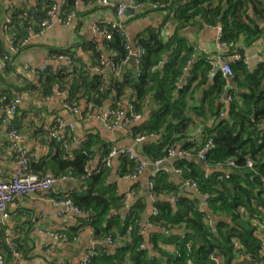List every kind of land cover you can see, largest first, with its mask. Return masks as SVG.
Segmentation results:
<instances>
[{
  "label": "trees",
  "instance_id": "16d2710c",
  "mask_svg": "<svg viewBox=\"0 0 264 264\" xmlns=\"http://www.w3.org/2000/svg\"><path fill=\"white\" fill-rule=\"evenodd\" d=\"M78 1L91 8L99 0H64L62 19L72 13L79 15ZM136 1L146 6L142 12H164L165 24L176 22L173 35L166 39L163 31L150 29L133 44L116 28L103 24L101 28L112 40L103 41L104 50L96 42L90 46L91 66L79 64L68 52L52 51V60L68 56L74 59V65H50L44 71L31 72L34 80L28 73L17 72L14 60L18 56H11L4 67L0 65V109L16 99H49L58 94L68 95L65 105L72 110L87 105L84 115L107 102L113 110L134 106L143 119L148 116L130 133L134 143L140 137L146 138L142 150L136 151L141 158L157 164L168 160L173 149L187 154L174 160L173 166L181 171L184 184L194 186L203 197L209 196L207 208L200 200L183 196L170 174L161 172L153 181L156 212L149 218V225L158 232L146 238L143 222L147 203L136 199L124 212L127 195L135 189L121 193L116 183L107 182L105 160L116 147L91 135L74 148L75 132L68 133L65 142L51 139L56 155L50 174L57 178L72 174L74 181L88 191L86 196L81 195L82 189L58 201L70 200L84 218L88 217L80 220L81 226L89 227L94 241L105 247L90 254L92 264H218L217 259L222 264H262L264 62L252 69L244 60L246 49L259 42L264 46V0ZM34 2L41 11L38 9L32 17L28 11ZM58 4L57 0H26L23 7L13 5L7 9L0 1V58L10 55L3 37L19 48L20 55L31 47L30 43H23L32 35L41 34L42 22ZM5 17L10 24L5 23ZM206 26L222 28L221 43L227 46L222 55L231 65L233 77L227 78L212 65L217 52L197 57L196 49L182 34L187 28ZM130 44L144 51L139 67L125 64ZM107 54L111 56L106 60ZM93 67L101 72L94 73ZM21 122V117H17L8 126L9 131L20 133ZM0 123L5 124L1 117ZM198 126L203 127V133L195 138ZM56 127V123L51 125L49 136L58 130ZM155 138H160V144L150 142ZM210 140L215 149L202 161L199 154ZM99 153L102 158L93 170L92 162ZM121 158L126 168L122 175L135 174L139 163L127 155ZM230 161L236 167H227ZM248 161L253 162V169L247 167ZM31 172L42 177L49 175L33 160ZM212 217L221 220L214 224ZM82 227L72 229L67 238L74 240ZM8 238L15 245L13 248L8 245ZM197 238L203 245L199 246ZM28 252L27 243L18 233H0V257L5 264L22 259Z\"/></svg>",
  "mask_w": 264,
  "mask_h": 264
},
{
  "label": "crops",
  "instance_id": "0c3cea01",
  "mask_svg": "<svg viewBox=\"0 0 264 264\" xmlns=\"http://www.w3.org/2000/svg\"><path fill=\"white\" fill-rule=\"evenodd\" d=\"M0 1H3L6 8L10 9L11 6L6 4V0ZM114 1L124 3L127 6L130 5V0ZM57 2L63 4L64 0H57ZM14 5L19 6V4ZM32 7H35L36 15L39 8L35 2L30 9ZM39 11H41V8ZM78 13L75 22L71 25L57 24L43 34L33 37L30 42L31 47L17 55L18 57L14 60L17 72L28 73L34 80L35 75L32 73L43 69L45 66L52 65L53 68H59L61 63L52 60L50 55L52 51L68 52L74 55V59L79 64L91 66L93 54L89 49L90 46L96 42L101 50H104L103 41L105 38L95 30V26L112 22L115 16L112 10L99 6L86 8L84 4L79 6ZM122 22L133 44L137 37L150 29L163 31V35L167 39L173 35L177 28V23L173 20L165 24L166 13L155 12L151 9L145 12L136 11L134 16L124 14ZM162 27H164L163 30ZM219 27L187 28L182 31V34L196 49L197 57L203 54L212 56L217 50ZM3 44L5 49L10 51V39L3 37ZM241 46H243V43H241ZM246 55L252 69L256 68L259 63L264 62L263 42L246 49ZM105 56L110 58L111 54ZM27 70L29 72H26ZM67 97V94H58L49 99H43L40 96L25 97L19 107L20 113L15 118L21 117L22 121V128L19 131L22 136L20 145L28 151L34 164L42 166L45 174L54 171L53 158L56 155V150L48 131L57 118L62 119L67 125L74 126L76 135L74 148H77L88 136L94 135L98 136L104 143L112 144L115 147H132L135 150L137 149L136 151L142 150L146 141L136 146L130 136L131 129L111 131L107 128L105 122L98 118L97 114L111 108L110 102L98 107L93 113L88 112L86 115H84V111L87 105L83 104L82 113L79 115L65 108ZM145 117L148 118V116ZM146 119L143 120L146 121ZM9 132L8 126L0 123V180L3 181L11 180L18 169V155L12 146L13 141L9 136ZM202 133L203 127L198 126L195 128L193 135L195 138H200ZM159 141L160 138H155L150 142L160 144ZM101 156L99 153L93 160V170L98 168ZM148 163L149 166L134 181L129 180L128 176L122 175V172L126 169L122 158L113 160L112 165L107 167L108 170L106 171L107 182L109 184L116 183L121 193L135 189V197L127 205L124 212H127L136 199L147 203L146 217L143 222L146 238H149L152 233L158 232L155 227L149 225V218L156 212V199L151 192L154 179L158 178L161 172L169 173L172 181L174 178L180 179V176L175 172L173 161L169 162L168 167L162 170L155 169L153 166L156 165ZM209 174H211V171H209ZM173 183L175 182L173 181ZM82 189H84L82 183L66 181L57 185L50 193L40 196H28L14 203L10 208L9 220L3 221L0 216V232L3 228H6L12 233H18V236H21L29 247V252L25 257L11 264H79L86 256L96 252L93 247L98 242L93 239V231L89 227H82L80 223L81 219H88V217L78 216L68 209L54 205L58 199H62L72 192H82ZM181 191L183 196L195 198L182 189ZM212 220L214 224H217L221 219L212 217ZM78 227H82L79 229L80 235L70 241L67 238L69 232ZM52 234L65 237L67 242L56 241Z\"/></svg>",
  "mask_w": 264,
  "mask_h": 264
},
{
  "label": "built area",
  "instance_id": "2783aa9c",
  "mask_svg": "<svg viewBox=\"0 0 264 264\" xmlns=\"http://www.w3.org/2000/svg\"><path fill=\"white\" fill-rule=\"evenodd\" d=\"M26 3V0H6V4L13 6L14 4H19L21 7ZM62 4H58L52 7V9L48 13V18L42 22V32H46L47 30L52 29L55 25H65L69 26L72 23L75 22L77 15L75 13H72L67 17L66 19H62L60 16V9ZM83 5L81 1H78L76 3V6L79 7ZM96 6L103 7L109 10H112L114 12L115 19L112 22L105 23L107 26H111L112 28H116L120 34L125 37L128 41L132 42L129 38V34L126 30L125 25L122 22V18L124 17L125 11L127 8H131L135 11H143L145 9V5L137 3L136 0H130V5L127 6L124 3H117L114 0H99L96 4ZM10 19L7 17L5 19V23L10 24ZM101 25L98 24L95 26V30L102 35L106 40H112V36L108 34L103 27L101 28ZM106 27V26H105ZM104 27V28H105ZM7 28V27H5ZM39 34V35H41ZM37 35H32L30 40H27L23 43V45H28L31 42V39ZM218 44H217V50L216 52L218 55L213 59L212 65L214 67L219 68L220 71L223 73L224 76L227 78L233 77V69L228 60L222 55L226 50L227 46L225 44L221 43V37H222V28L219 27V35H218ZM127 50L129 51V56L125 60V64H128L131 62L132 58H135L136 60V66L139 67L141 64L142 56L144 54L143 50L135 49L132 44H130L127 47ZM19 48L12 45L10 41V55H5L4 57L0 58V64L1 66H5L6 62H9L11 59V56H17L18 55ZM106 60L108 58H105ZM235 59H239V57H234ZM56 61H59L61 63L60 67L67 66L71 68L74 65V59L68 56H59ZM244 62L249 65V60L246 58ZM105 64V62H103ZM48 67V66H47ZM46 66L41 69V71L46 70ZM92 71L94 73H100L101 69L97 67H93ZM65 95V94H61ZM23 99H16L11 105H8L6 107H3L0 109V117L4 119V122L7 126L12 125L14 119L18 115V108L22 104ZM232 102V98L228 100V104ZM65 108L76 113L81 114L82 110L71 109L67 105H65ZM98 118L102 119L107 128L111 131L115 130H128L132 129V127L140 124L143 120V116L139 113L135 112L134 106H130L128 109H118L113 110L109 108L108 110L102 112L101 114H97ZM224 116V115H222ZM54 123H56V128H58L57 131L51 133L50 138L57 140L58 142H65L66 135L68 133L73 134L74 133V126L67 125L62 119L57 118L55 119ZM9 136L11 137L13 141V148L15 149L17 155H18V169L13 176V178L9 181H3L0 180V216L2 217L3 221H7L10 218V208L14 203L17 201L26 198L28 196H40L47 193H50L57 185L60 183L66 182V181H74L73 175L70 174L69 176H64L61 178H57L51 174L42 177L37 174H33L31 172V156L28 154V151L23 148L20 145V142L22 140V136L20 133L16 131L9 132ZM146 141V138L140 137L136 140L135 145L138 146ZM215 149V144L212 140H210L207 145L204 147V149L200 152L199 156L202 161H206V157L209 151ZM127 155L131 160L137 161L139 163L138 170L135 174L129 175L127 178L131 181L136 180L143 171L149 166V163L145 161L143 158H141L136 150L134 148H114L110 155L107 157V160H105L106 166L110 167L112 165V161L121 158L122 156ZM187 154L185 152L177 151L176 149L171 150L168 160L165 162H159L157 164H154L156 166L162 165L163 163H169L172 162L179 157H184ZM227 167H236L235 163L233 161H230L227 165ZM247 167L249 169L254 168V164L252 161L247 162ZM211 169H208V173ZM176 174L179 176L181 175V171L175 169ZM90 175H92L91 172H89ZM208 177V175H206ZM193 189L196 190L194 186H190L189 184H185ZM153 186V185H152ZM135 197L134 192L127 195V204L131 203V200ZM206 204L205 208H207V201L209 200V196H205ZM56 207L65 208L70 210L71 212L75 213L78 216H81L82 213L78 208L74 206V204L68 200H61L56 201L54 203ZM1 232H5L7 236L10 235V231L6 228H3ZM0 232V233H1ZM261 237H262V264H264V226H262L261 230ZM52 237L56 241H64L67 242L65 237H60L58 235L52 234ZM8 245L13 248L15 245L11 242V240L8 238ZM218 264H222L220 259H217ZM0 264H5V261L2 257H0ZM79 264H92V256L88 255L86 256Z\"/></svg>",
  "mask_w": 264,
  "mask_h": 264
},
{
  "label": "water",
  "instance_id": "95a60500",
  "mask_svg": "<svg viewBox=\"0 0 264 264\" xmlns=\"http://www.w3.org/2000/svg\"><path fill=\"white\" fill-rule=\"evenodd\" d=\"M35 7H32L29 11H28V15L29 16H32L34 17L35 16ZM136 14V11L131 9V8H127L126 11H125V15L126 16H130V15H135ZM130 64L135 67L136 66V60L135 58H132L131 59V62ZM96 103H98V101H96ZM155 169H159V170H162V169H165L166 167H168V163H163L162 165H159V166H153ZM173 181L175 182V184L181 188L183 191L193 195L196 199L200 200L202 202V204H206V200H205V197H203L202 195L199 194V192L187 185H185L179 178H174ZM95 216V215H93ZM197 241H198V244L199 246L203 245V242L200 238H197ZM94 251H103L105 249V247L102 245V244H95L94 247H93Z\"/></svg>",
  "mask_w": 264,
  "mask_h": 264
},
{
  "label": "rangeland",
  "instance_id": "374dc122",
  "mask_svg": "<svg viewBox=\"0 0 264 264\" xmlns=\"http://www.w3.org/2000/svg\"><path fill=\"white\" fill-rule=\"evenodd\" d=\"M87 194H88V191H87V190H84V191L81 193L82 196H86Z\"/></svg>",
  "mask_w": 264,
  "mask_h": 264
}]
</instances>
